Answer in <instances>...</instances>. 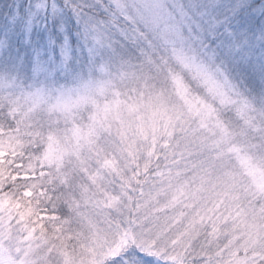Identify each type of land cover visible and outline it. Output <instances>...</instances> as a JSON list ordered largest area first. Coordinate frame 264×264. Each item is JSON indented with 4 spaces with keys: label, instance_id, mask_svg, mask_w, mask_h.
<instances>
[{
    "label": "rangeland",
    "instance_id": "obj_1",
    "mask_svg": "<svg viewBox=\"0 0 264 264\" xmlns=\"http://www.w3.org/2000/svg\"><path fill=\"white\" fill-rule=\"evenodd\" d=\"M76 5L99 42L73 76L35 80L0 64V122L41 148L63 213L47 243L13 234L5 264L25 253L35 264H133L139 243L165 264L146 241L179 198L229 212L242 239L264 237V0H0V54L4 29L51 24ZM149 155L176 163L141 196L131 168Z\"/></svg>",
    "mask_w": 264,
    "mask_h": 264
},
{
    "label": "snow or ice",
    "instance_id": "obj_2",
    "mask_svg": "<svg viewBox=\"0 0 264 264\" xmlns=\"http://www.w3.org/2000/svg\"><path fill=\"white\" fill-rule=\"evenodd\" d=\"M83 7L74 6L71 16L61 12L51 24L45 17L43 24L33 26L21 20L19 30L4 29L3 34L11 43L0 54V64L11 65L35 80L54 81L73 76L84 53L90 57L94 51L88 47L89 39L99 42V37L93 35L91 17L81 10ZM33 143L31 137L27 144L24 142L19 126L7 124V116L0 122V247L13 234L18 243L28 248L33 241L47 243L49 228L63 216L58 209L60 197L53 187L56 181L50 180L51 165L44 162L46 157L41 148L33 147ZM171 163L176 161H170L167 155L163 165L158 155L155 160L151 155L137 159L131 171L140 185L141 196L144 185L155 183L153 177L164 176ZM166 207L168 214L163 221L158 215L153 217L156 231L146 241L167 258L165 264H264V237L257 234L242 239L237 235L238 219L229 212L184 198L174 199ZM144 247V243L132 245V252L139 257L133 264H160L154 255L143 252ZM127 255L125 251L124 256ZM0 264H5L2 255ZM21 264H35V261L25 253ZM115 264L129 262L118 256Z\"/></svg>",
    "mask_w": 264,
    "mask_h": 264
},
{
    "label": "trees",
    "instance_id": "obj_3",
    "mask_svg": "<svg viewBox=\"0 0 264 264\" xmlns=\"http://www.w3.org/2000/svg\"><path fill=\"white\" fill-rule=\"evenodd\" d=\"M2 10H5V8H2ZM3 15V13L0 11V16H2ZM252 83V82H251ZM251 83H249V82H245V84L243 83V84H241L243 87H246V86H250V88L251 89H255V87H256V85H252ZM252 92H254V91H252ZM251 94H253V93H251Z\"/></svg>",
    "mask_w": 264,
    "mask_h": 264
}]
</instances>
